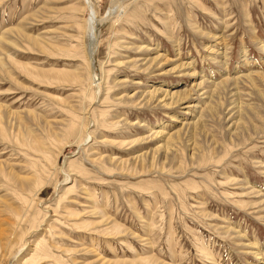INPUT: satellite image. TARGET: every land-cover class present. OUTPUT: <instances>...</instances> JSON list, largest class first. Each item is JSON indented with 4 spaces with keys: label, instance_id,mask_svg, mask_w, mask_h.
Segmentation results:
<instances>
[{
    "label": "rangeland",
    "instance_id": "obj_1",
    "mask_svg": "<svg viewBox=\"0 0 264 264\" xmlns=\"http://www.w3.org/2000/svg\"><path fill=\"white\" fill-rule=\"evenodd\" d=\"M91 2L96 100L84 0H0V264H261L264 0Z\"/></svg>",
    "mask_w": 264,
    "mask_h": 264
},
{
    "label": "bare ground",
    "instance_id": "obj_2",
    "mask_svg": "<svg viewBox=\"0 0 264 264\" xmlns=\"http://www.w3.org/2000/svg\"><path fill=\"white\" fill-rule=\"evenodd\" d=\"M119 7H120V10L122 12L124 6H123L121 0H112L106 18H108V16L110 15V13L113 10H115L116 8L118 10ZM84 9H85V11L87 13V16H86V19H85V22H84L85 23L84 24V33H85V37H86L85 38L86 39V45H85V53H86L85 55L86 56H85V58H87V68H88L89 81H90L92 86L96 87V91L94 90L95 93H94V97H93V100H96V99H98V96H99V85H98L97 79H96L97 76H96V66L94 64V55H95L96 50L98 48V38H97L98 29H99L100 25L103 24L105 19L98 20L96 18V15H95L91 0H84ZM139 48H140V46H139ZM140 49H143V48H140ZM211 52H213V51H211ZM160 56L157 55L156 57L152 58L150 60V65H159L160 66V63H162L161 62L162 58ZM163 61L167 62V60H164V59H163ZM175 68H177V70H180L181 72H184V75H189V76L195 75V73L188 72V66L185 63H180ZM47 73H50V72H47ZM243 76H245V78H247V79H251V81H254V79H253L254 77H257V76L262 77L263 75H262V73L257 72V73H250V74L243 75ZM239 77H241V76H238V78ZM204 85H205V83L203 82L202 79H201L200 82H196L195 84H193V86L196 87L198 90L204 89ZM216 89H217V85L215 86L214 90H212L211 93L213 94L216 91ZM159 92H163L162 94L164 96L159 101H161L163 103V106L165 108H171V107H178L179 106L180 109L183 108L186 111H189V109H192V111L190 112L191 115H192V113H195V110H197L199 108L197 104L190 105V106L187 105L186 97L182 94V92H184V91L176 92V93H170V92L165 91V90L164 91L163 90H159V89L153 90L151 92V94L149 95V98H148L147 102L152 101L153 98L156 99L157 95L159 94ZM202 95H206V92L202 93ZM238 119H237V121H238ZM237 121H234V123L230 127V129L233 130V133L235 134L236 137H238V135H239V134L235 133L236 130H237ZM90 122H92V121H90ZM87 127L88 126H86L84 128V130L81 131L79 126L72 125V131L76 132L78 137L83 136V138L80 140V143L78 144V147H81L83 145V142L86 141V139L90 138L89 133H86L87 132L86 131ZM159 134H161V133L158 132L157 135H159ZM178 135H179V132L175 134V139H178L177 138ZM172 137L170 135L167 138V141L168 142L174 141V138H172ZM213 150H214V148L211 149V151H210L211 153L210 154H214ZM194 155L195 154H192V156H191L192 158L191 159L196 160V157H193ZM202 159L204 161H206L205 158H202ZM41 209L44 212H46L48 210V208H46V207L45 208H41ZM30 233H31V231L28 232L26 234V236H28ZM26 236L24 235V236L21 237V241L19 243V247L16 250V252L13 254L12 259L13 258H18V256L22 253V250L26 246V241H27ZM252 245L255 246V249H256L254 251L255 257L258 258V260L260 262H261V260L264 261V251L259 249L260 248V247H258L259 243L257 241H255V243H253ZM263 263L264 262H262L261 264H263Z\"/></svg>",
    "mask_w": 264,
    "mask_h": 264
}]
</instances>
